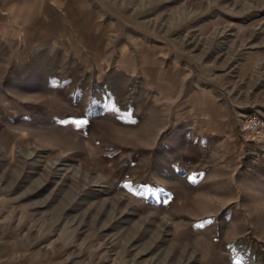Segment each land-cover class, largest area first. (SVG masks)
I'll use <instances>...</instances> for the list:
<instances>
[{
    "label": "rangeland",
    "instance_id": "rangeland-1",
    "mask_svg": "<svg viewBox=\"0 0 264 264\" xmlns=\"http://www.w3.org/2000/svg\"><path fill=\"white\" fill-rule=\"evenodd\" d=\"M7 2L0 264H264V0Z\"/></svg>",
    "mask_w": 264,
    "mask_h": 264
},
{
    "label": "crops",
    "instance_id": "crops-1",
    "mask_svg": "<svg viewBox=\"0 0 264 264\" xmlns=\"http://www.w3.org/2000/svg\"><path fill=\"white\" fill-rule=\"evenodd\" d=\"M7 1L11 2L12 0H0V8H3L2 7V3L3 2L4 3L5 2L8 3ZM2 15H4V14H1V16ZM81 28L78 29V33L79 34H82V32H81L82 29ZM260 47H264V45H260ZM259 54H261V52L250 51V53L247 54V56L245 55V58H244L245 64L243 66V73L246 76V78L249 79V80L253 76L254 72H257L258 70H261L262 67H264V65H263L264 56H260ZM258 73H260V75L262 76V79H264L263 75L261 74L262 70H261V72H258ZM247 106L250 108L248 110L249 114L255 113V112H262L261 110L264 109V97H262V98H259V97L252 98L250 101H248ZM258 107H260L262 109H259ZM255 114H260V113H255ZM65 263H66V261H65Z\"/></svg>",
    "mask_w": 264,
    "mask_h": 264
},
{
    "label": "built area",
    "instance_id": "built-area-1",
    "mask_svg": "<svg viewBox=\"0 0 264 264\" xmlns=\"http://www.w3.org/2000/svg\"><path fill=\"white\" fill-rule=\"evenodd\" d=\"M243 130L251 140L264 141V117L251 113L243 118Z\"/></svg>",
    "mask_w": 264,
    "mask_h": 264
},
{
    "label": "snow or ice",
    "instance_id": "snow-or-ice-1",
    "mask_svg": "<svg viewBox=\"0 0 264 264\" xmlns=\"http://www.w3.org/2000/svg\"><path fill=\"white\" fill-rule=\"evenodd\" d=\"M87 121H80L79 123H86Z\"/></svg>",
    "mask_w": 264,
    "mask_h": 264
}]
</instances>
